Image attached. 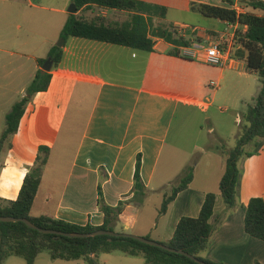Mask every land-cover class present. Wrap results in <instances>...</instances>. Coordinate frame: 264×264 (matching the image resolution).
Here are the masks:
<instances>
[{
  "label": "crops",
  "instance_id": "crops-1",
  "mask_svg": "<svg viewBox=\"0 0 264 264\" xmlns=\"http://www.w3.org/2000/svg\"><path fill=\"white\" fill-rule=\"evenodd\" d=\"M138 1L167 9L164 18L155 19V26H161L160 20L170 11L178 12L177 20L168 25L174 26L178 35L191 44L224 40L229 49L226 65L242 66L247 71L246 63L234 58L239 25L214 18L210 19L224 27L222 30L188 24V19L201 23L208 18L200 13L199 5L230 7L228 1H233L240 6V0ZM66 7L65 0H0L3 100L6 90L18 89V75L20 80L29 73L21 67L18 70V55L34 62L32 83L42 69L39 60L48 59L55 43L64 41L62 60L58 67L53 65L48 89L31 98L18 132L10 146L0 153V199L17 200L27 173L35 166L39 149L47 147L49 157L31 210L33 217L47 216L81 227H101L105 223L99 201L101 192L108 206L124 203L116 232L168 242L180 219L198 217L205 196L216 193V208L210 220L213 231L208 249L201 257L214 264H264V241L252 238L244 230L250 200L264 199V139L254 141L249 152L254 155L241 161L242 179L235 207L227 208L220 193L226 157L213 152L222 160L218 169L212 172V162H208L204 164L206 172L199 174L200 162L196 163L192 183L177 195L167 213L160 215L164 196L180 181L194 155L209 156L207 151L213 144L210 141L200 146L195 140L186 160L177 168L179 144L187 138L193 141L187 132L194 121L193 112L199 106L210 107L214 101V96L204 93L198 82V64L204 62L184 56L183 47L162 38H153L152 52L84 38L65 40L61 35L70 15ZM96 15L119 22L129 14L100 9ZM176 48L180 55L172 53ZM5 127L0 117V135ZM139 159L143 194L134 188ZM153 195L160 202L154 214L142 220L146 203ZM120 260L114 253L99 256L101 264H119ZM5 264L27 262L12 256ZM35 264L86 263L53 260L42 253Z\"/></svg>",
  "mask_w": 264,
  "mask_h": 264
},
{
  "label": "trees",
  "instance_id": "trees-1",
  "mask_svg": "<svg viewBox=\"0 0 264 264\" xmlns=\"http://www.w3.org/2000/svg\"><path fill=\"white\" fill-rule=\"evenodd\" d=\"M73 3L76 4L78 11L76 14H70L64 25L61 36L65 40L70 37L84 38L146 52L154 50L153 38H162L177 47L191 45L190 40L178 35L174 26H155L156 18L166 16L165 7L138 0H73ZM228 3L230 7L199 5L198 10L208 18L240 26L236 32L238 48L234 52V58L244 61L247 71L257 74L262 84L253 103L248 104L242 113L243 126L236 147L227 152H221L226 157V169L220 181V193L226 207L233 208L237 203L241 185V161L245 156L254 155V153L246 152L245 147L257 139H264V1L240 0V6L243 8L240 13L233 8L235 6L233 1ZM100 9L124 11L129 15L123 21H110L106 17L96 15V11ZM244 27L247 28L246 31H243ZM172 53L180 55L177 48ZM48 58L54 61V67H58L62 60V49L53 46ZM46 60H39L41 67ZM50 80V72L39 70L27 89L28 96L17 102L7 114L6 127L0 137V153L7 143L10 146L12 137L18 132L20 120L31 98L38 92L46 91ZM49 150L47 147L39 149L35 166L27 173L17 200L0 199V215L26 218L41 228L68 233L116 231L115 225L124 210V203H120L117 207L108 206L103 202L101 192L99 201L105 214V223L101 227H81L47 216L33 217L31 215L39 192L42 172L48 161ZM140 169L139 159L136 165L134 188L135 192L143 194L145 187L141 180ZM193 179L194 165H189L171 193L164 196L160 215L167 213L177 195L185 191ZM216 203L217 194L208 193L198 217L181 218L172 239L168 242H158L176 250H183L208 264H214L202 258L201 254L209 246L213 231L210 220L214 216ZM244 230L252 238L264 241V199L256 197L250 200L246 209ZM146 238L152 240L149 237ZM44 252H48L53 260H84L86 264H101L99 261L101 254L115 252H121L130 257L142 256L146 264H198L184 255L147 245L133 238L57 237L33 230L22 222H0V264H5L6 259L12 256L23 258L27 264H35L36 258Z\"/></svg>",
  "mask_w": 264,
  "mask_h": 264
},
{
  "label": "rangeland",
  "instance_id": "rangeland-1",
  "mask_svg": "<svg viewBox=\"0 0 264 264\" xmlns=\"http://www.w3.org/2000/svg\"><path fill=\"white\" fill-rule=\"evenodd\" d=\"M65 4H67L66 8L68 10L73 4V0H65ZM178 17V12L170 11L165 19L160 20V24L161 26H168L169 22L177 20ZM203 19L206 20L201 23H198L195 19H188L190 20L188 24L200 28L214 27L219 28V30L224 28L218 25L214 19ZM60 42L61 40L56 42L55 45ZM198 65L200 70V76L198 78L199 85L204 93H209L214 96V101L210 107L207 105L199 106L193 112L194 118L192 119L194 121L187 127V132L189 135H192L193 141L189 142L190 140L187 138L185 142L182 141V144H179L180 153L177 155V168L182 166L183 162L186 160V156H188V152H191V143L193 144V142L198 139L197 141L201 146L213 141L212 147L210 146L207 151L209 156L204 157L202 154L194 155L192 164H190L195 166L196 163L200 162L198 173L202 174L206 172L204 164L208 162H212V172L218 169V164L222 160H220L219 156H215L213 152L223 153L224 151L227 152L236 147L237 139L243 126L242 113L246 110L248 104L253 103L254 98L261 90L262 84L257 74L247 72L242 66L237 65L233 68H229V66L226 65L225 69H221L204 63H199ZM34 66L35 64L32 60H28L26 57L21 58L18 55V70L21 67L23 70L29 71V73L27 72L23 79L20 80L18 75V89L6 90L5 100H3V97L0 98V117L5 123L7 114L12 110L13 106L24 97L28 96L27 86L29 87L31 85L30 81L34 74ZM212 81L218 84L220 83V88L211 87L210 83ZM204 103L207 104L205 100ZM5 147L8 148L9 144L7 143ZM253 148L254 142L246 146L245 151L251 152ZM178 183L179 182L176 181V185ZM168 192H171V188ZM159 202L160 200L157 195H153L147 201L142 214V220L152 215V213L154 214L155 206L159 204ZM44 255L48 256L49 253L44 252ZM114 255L121 258L119 264H146L142 256L130 257L121 252H115ZM19 259L24 261L23 258L19 257ZM105 259L106 258L103 256L102 261L104 263L106 262Z\"/></svg>",
  "mask_w": 264,
  "mask_h": 264
},
{
  "label": "water",
  "instance_id": "water-1",
  "mask_svg": "<svg viewBox=\"0 0 264 264\" xmlns=\"http://www.w3.org/2000/svg\"><path fill=\"white\" fill-rule=\"evenodd\" d=\"M77 11H78V8H77L75 3H73L70 6V8L68 9V12L70 14H76ZM63 44H64V41L62 40L56 46L59 48H62ZM53 65H54V61L51 58H48V60L45 62L42 69L45 72H51ZM0 222H3V223L22 222V223H25L29 228H31L33 230L39 231L43 234L55 235L57 237H68V238H78V239L93 238V237H97V236L133 238V239L138 240V241L145 243L147 245L158 247V248H161L163 250H166V251H169L172 253L184 255L185 257L192 259L193 261H195L198 264H208L204 261L199 260L198 258L194 257L193 255H191V254H189L183 250H176V249L170 248V247H168L162 243H159L157 241L150 240V239H147L145 237H141V236L130 234V233H120V232L109 231V230H98V231L90 232V233H68V232H62V231H57V230H53V229L41 228L26 218H16V217H11V216H1V215H0Z\"/></svg>",
  "mask_w": 264,
  "mask_h": 264
},
{
  "label": "built area",
  "instance_id": "built-area-1",
  "mask_svg": "<svg viewBox=\"0 0 264 264\" xmlns=\"http://www.w3.org/2000/svg\"><path fill=\"white\" fill-rule=\"evenodd\" d=\"M233 8L238 13L242 12V8L238 5H235ZM182 51L183 55L188 58L197 59L207 65L219 68L226 67L229 55V49L226 47L224 40L218 42L205 41L200 44L193 43L189 47H183ZM210 86L220 88L219 84L214 81L210 83Z\"/></svg>",
  "mask_w": 264,
  "mask_h": 264
}]
</instances>
